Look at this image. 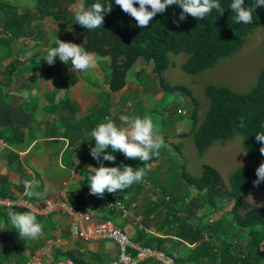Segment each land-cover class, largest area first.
Returning a JSON list of instances; mask_svg holds the SVG:
<instances>
[{"label": "crops", "instance_id": "crops-1", "mask_svg": "<svg viewBox=\"0 0 264 264\" xmlns=\"http://www.w3.org/2000/svg\"><path fill=\"white\" fill-rule=\"evenodd\" d=\"M35 3L28 7L23 1L0 0V99L22 107L34 118L27 126L19 124L0 126V132L4 134L0 136V196L24 195L38 203L44 198H66L70 205L81 210H91L93 223L108 216L131 240L141 245L161 247L160 249L178 258L179 264H233L232 261L220 262L222 255H225L226 245L233 249L232 255L242 252L240 256L243 257L248 249L250 230L260 229V226L238 227L229 210L228 196L216 197L214 205L210 207L205 203L207 195L201 194L199 197L197 189L188 184L186 178L181 175V167L185 168V160L182 163L178 161L167 163V155L175 152L174 144L179 143L180 150L185 151V136L179 135L185 129L182 131L175 129L168 135L160 131L164 147L159 150L158 156H153L147 162L146 175L142 181L133 183L123 192L115 194L106 192L102 198L89 194L88 177L93 174L89 166L96 168L100 166L90 155V148L95 146L91 132L99 123L108 119L115 121L118 126L121 124L117 114L110 117L108 102L102 101L101 97V89L107 88V81L104 85L101 73L103 69L106 74L109 71L106 72V61L105 68L99 66L93 68L91 73L95 80L87 81L88 85H85L84 81L79 85H73L64 79L37 78L35 75L38 68L48 64L42 55L45 56V52L55 40L57 25L52 16L51 18L39 13L34 7ZM46 36H49V40ZM169 58L171 59L170 53ZM133 65L142 70L145 66L151 69L150 62L143 63L140 59ZM23 72H27L30 75L27 79L35 83L32 90H27V96L21 91L27 89L28 82L21 81L23 79L15 80L18 78L17 73ZM127 77L128 71L125 85L110 94L114 102L119 103L120 99L131 91L128 92L130 84ZM13 79L18 83H13ZM50 82L55 85L53 95L43 94L42 101L30 96L29 92L37 86L40 84L44 86ZM61 83L66 85L62 87ZM133 84V88L137 87L135 83ZM93 85L98 90L91 89ZM10 87L14 89L9 90ZM155 88L156 91L153 90V94L148 98L149 110L154 105L156 109L162 98L169 99L174 95L160 90L159 85L158 87L155 85ZM41 90L45 93L43 88ZM141 90L144 91V88ZM177 99L184 101V94L183 97L178 95L175 101ZM28 100L35 102L32 112L25 106ZM170 102V105L174 103L172 99ZM162 107L168 108L166 105ZM168 113L171 114L169 110ZM182 113L185 115L187 110L183 109ZM85 120L90 123L85 124ZM107 151L111 152V149ZM112 155L116 157L115 162L103 161L104 166L117 167L121 164L133 168L143 166L139 159H126L120 152H112ZM248 163L246 165H252L253 159ZM188 173L190 174L189 171ZM201 173L202 165L199 174L190 175L198 177ZM219 174L222 178L221 172ZM33 177L39 181V186L29 189L24 182L32 180ZM143 184L149 189L142 187ZM35 190L40 192L36 198L27 195V192ZM69 193H75L77 196L75 204L69 202ZM249 194L251 193L247 195ZM245 199L247 200L246 195ZM106 201L123 202L126 212L107 209L103 206ZM9 211L29 210L7 209L0 206V264H22L47 239L55 237L62 239V245L54 246L51 252L43 257L42 264H56V260L63 257H73L72 259L76 258L85 264L102 263L109 262L117 256V246L110 239L95 237L84 240L74 237L70 233L69 219L58 212L36 213L37 222L43 225L42 234L35 239L22 237L11 224ZM177 218L181 220L185 218V227L180 230L185 237L177 234L179 230L176 227ZM151 237H158L161 244L155 246L158 240ZM206 247H210L219 258L208 260ZM263 252L264 243L254 253L260 257V264H264ZM141 264L157 263L150 260Z\"/></svg>", "mask_w": 264, "mask_h": 264}, {"label": "trees", "instance_id": "trees-1", "mask_svg": "<svg viewBox=\"0 0 264 264\" xmlns=\"http://www.w3.org/2000/svg\"><path fill=\"white\" fill-rule=\"evenodd\" d=\"M75 1L36 0L34 7L39 13L55 19L57 25L55 40L58 38L64 42L75 43L74 37L77 36L80 38L78 45H82L86 51L106 57L109 72L104 76L107 81L106 89L109 92L118 91L125 85L127 71L137 59L142 58L145 62L151 63L160 90L181 92L185 99L189 98L193 103L190 111V127L179 135H192L198 155H202L207 148L218 141L230 140L236 135L241 137V146L253 159V164L242 165L235 169L228 177V189H224L219 172L205 163L202 164L200 176H191L185 171L184 166L181 175L186 178L188 184L197 189L199 197L201 194L207 195L205 203L210 207L214 205L216 197L228 196L229 210L238 227L260 226V229L250 230L248 249L243 257L240 256L242 252L232 255L233 249L226 245L225 255H222L220 262L260 264V257L258 258L254 253L264 243V207L249 203L245 195L251 192H264V181H261L259 187L253 185V181L257 179L256 169L264 162V156L259 152L260 147L264 145L256 141V134L264 133V66L259 71L255 84L246 92H237L227 86L207 84L204 93L208 99V107L201 120L198 115V100L192 95L189 87L170 83L164 71L170 65L169 53L183 52L186 55L181 68L188 74H197L213 67L220 59L237 54L246 45L248 36L256 28L264 25V6L256 8L252 13L251 24H244L236 22V13L230 9L233 0H218L224 11L222 14L213 9L202 19L186 15L185 20L177 24L174 20H179L182 9L178 5H171L164 13H158L147 28H140L137 27L133 17L124 13L115 4V0H84L86 7L94 3H100L105 7L109 3L112 5L111 12L104 16L103 26L88 30L76 22V11L62 8L64 3L72 4ZM254 2L255 0H245V6H252ZM134 6L139 7L138 4ZM55 40L50 47L57 46ZM47 52L48 50L45 52V57ZM71 68V62L66 65L57 57L54 64L40 66L35 76L60 80L67 76ZM84 122L90 123L88 120ZM0 136H4L3 132H0ZM173 147L176 151H180L179 143L174 144ZM142 187L149 189L144 184ZM34 192L40 193L39 190ZM68 197L70 203H76L75 193H69ZM104 218L109 219L108 216ZM176 227L179 228L177 234L185 237V234L180 232L185 227V218L184 220L177 218ZM151 238L158 240L155 246L161 244L158 237ZM206 248L208 260L219 258L210 247ZM174 259L180 262L178 258L174 257ZM74 260L77 264H85L76 258Z\"/></svg>", "mask_w": 264, "mask_h": 264}, {"label": "rangeland", "instance_id": "rangeland-1", "mask_svg": "<svg viewBox=\"0 0 264 264\" xmlns=\"http://www.w3.org/2000/svg\"><path fill=\"white\" fill-rule=\"evenodd\" d=\"M19 1H23L26 6L31 7L36 0ZM79 3L80 0H76L72 4L64 3L62 8H64V10L76 11L78 9ZM40 38H42V36ZM46 38L47 40H49V36H46ZM74 42L76 44H79L80 38L75 36ZM94 55L96 62L93 67H90L88 70L82 71L81 73L71 68L67 76L64 78V81L72 82L71 84L73 85H79V83L82 81H84L83 83L85 85H88L87 81H94L95 79L92 77L91 73L93 72L92 69L98 66L100 68H105L104 66L106 61L105 56L97 53H94ZM170 55V63L172 64L168 66L167 71H164V75L170 83L183 84L189 87L192 95L198 100V115L199 119L201 120L208 107V99L204 93V88L207 84L227 86L237 92H246L255 84L258 73L264 66V25L256 28L254 32L248 36L246 45L237 54L231 57L222 58L213 67L207 68L197 74H188L184 72L179 66L181 64L180 62H182L181 60L184 61L186 58V55L183 52H180L178 54L170 53ZM42 58L44 59L45 56L42 55ZM139 59L143 61V63L145 62L142 58ZM137 70L139 72L136 73ZM107 71H109L108 67L106 72ZM101 74H103L105 85L106 79L104 76V69ZM17 76L18 78H15V80L18 81L23 79L21 81L28 82L27 89L21 91L25 96H27V90H32L33 86H35V83L32 82L33 80L27 79L30 76L27 72L17 73ZM127 79L130 84V86L128 85V92L130 90L131 91L127 93V95H125L124 93L122 96H125L120 99L119 103L114 102V100L111 99L110 94H112L113 92H109L104 87L101 89L102 101L108 102L110 117L114 116L115 114H117L119 117L121 115H126L129 117L150 116L159 130L163 131V133L166 135L171 134V132H173L175 129L177 131H182L184 129L187 130L190 127V111L193 103L189 98L185 99L184 101H180V99H177L175 101L178 95H181L183 97V94L178 91L169 92L173 93L174 95H172L169 99L162 98L161 101H159L158 106H156V109L154 105L153 108L149 110L150 103L148 102V98H150L153 94V90L156 91L155 85H157V87L159 85L156 75L152 71V66L151 69L145 66L142 70L139 69L137 65H133L128 70ZM15 80L13 81V83H18L15 82ZM132 82L135 83L137 87L135 86V88H133L134 84ZM61 85L62 87H64V85L66 84L61 83ZM139 86H142L144 88V91L141 90L142 87ZM53 87H55V85L53 86L51 82L45 84L44 86L43 84H40L29 93L30 96H33L35 100L42 101L43 94L53 95L55 91L53 90ZM12 88L13 87H10L9 90L14 89ZM42 88L45 93L41 92ZM91 89L98 90L97 88H95V85L91 86ZM50 91H52V93ZM169 93L167 92V94ZM175 94H177V96ZM171 99L173 102H175L170 105ZM34 104V101L28 100L27 103H25V106L32 112V106ZM164 105H166L168 108L162 109V106ZM180 108L185 109V111L187 110V113H185L184 115L182 113L183 109ZM168 110L171 112V114L168 113ZM176 114H178L177 117L174 116ZM166 120L170 122L167 123L165 122ZM184 141L185 151L175 150L173 154L167 155V163H177V161L179 163H182L185 160V171H189L190 174L194 176L200 173V167L202 164L205 163L211 165L223 175L222 180L224 189H228L229 174L238 167L246 165L249 161L252 160L251 157L243 150L241 146V137L238 135L234 136L230 140H221L214 143L209 148H207L202 156L198 155L191 136H185ZM246 159H248V161ZM162 165L164 167V164ZM246 198L249 203L264 207V192H251V194L246 195ZM225 217H228V215H225Z\"/></svg>", "mask_w": 264, "mask_h": 264}, {"label": "clouds", "instance_id": "clouds-1", "mask_svg": "<svg viewBox=\"0 0 264 264\" xmlns=\"http://www.w3.org/2000/svg\"><path fill=\"white\" fill-rule=\"evenodd\" d=\"M115 4L124 13L133 17L137 27L140 28H147L158 13H164L171 5H178L182 9L179 20H174L177 24L183 22L186 15L202 19L213 9L220 14L224 12L218 0H115ZM136 4L139 7L134 6ZM260 6H264V0H255L252 6H245V0H233L230 9L236 13L237 23L251 24L252 13ZM111 10L110 3L107 7L100 3L86 7L84 0H80L76 10V22L88 30H94L103 26L104 16ZM55 44L57 46L50 47L44 58L49 65L54 64L57 57L66 65L71 62L72 68L78 71H86L95 65L94 53L86 51L82 45L64 42L58 38ZM120 121L121 124L118 126L115 121L108 119L106 122L99 123L91 132L95 146L90 148V155L100 166L98 168L89 166L93 170V174L88 177L90 195L102 198L106 192L110 194L123 192L133 183L142 181L146 175L147 162L153 156H158L159 150L164 147L163 136L150 116L121 115ZM256 141L264 145V133L256 134ZM109 148L111 152L107 151ZM112 152H120L126 159H139L143 162V166L133 168L130 165L121 164L117 167H106L103 161L115 162L116 160ZM259 152L264 156V146L260 147ZM256 176L257 179L253 181V185L259 187L261 181H264V162L256 169ZM24 183L29 189L39 186V181L35 177ZM27 195H38V193L29 191ZM8 216L20 236L35 239L42 234L43 225L37 222L35 211H9Z\"/></svg>", "mask_w": 264, "mask_h": 264}, {"label": "built area", "instance_id": "built-area-1", "mask_svg": "<svg viewBox=\"0 0 264 264\" xmlns=\"http://www.w3.org/2000/svg\"><path fill=\"white\" fill-rule=\"evenodd\" d=\"M0 206L7 209H25L36 213L58 212L66 215L70 221V233L74 237L90 240L95 237L112 240L118 249L117 256L109 262L89 264H141L155 261L157 264H179L174 257L162 249L141 245L131 240L129 236L112 219H102L92 222L91 210H81L68 204L66 198H44L41 203L28 199L24 195L0 196ZM103 206L114 211H124L126 208L121 201H106ZM62 245V239L55 237L47 239L27 261L22 264H42L43 257L49 254L54 246ZM56 264H77L69 257L56 260Z\"/></svg>", "mask_w": 264, "mask_h": 264}, {"label": "water", "instance_id": "water-1", "mask_svg": "<svg viewBox=\"0 0 264 264\" xmlns=\"http://www.w3.org/2000/svg\"><path fill=\"white\" fill-rule=\"evenodd\" d=\"M34 118L22 107L13 105L5 99H0V126L19 124L27 126Z\"/></svg>", "mask_w": 264, "mask_h": 264}]
</instances>
